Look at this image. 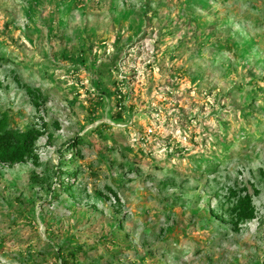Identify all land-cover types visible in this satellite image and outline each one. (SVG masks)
Wrapping results in <instances>:
<instances>
[{
  "label": "rangeland",
  "instance_id": "374dc122",
  "mask_svg": "<svg viewBox=\"0 0 264 264\" xmlns=\"http://www.w3.org/2000/svg\"><path fill=\"white\" fill-rule=\"evenodd\" d=\"M26 1L0 0V57H8L0 61V110L11 108L19 128L39 126L42 117L52 138L37 140V166L29 160L0 167V264H62L60 257L78 246L83 251L68 264H264V127L252 121L250 139L244 145L235 141L229 155L207 149L215 157V172L197 174L185 156L166 148L171 139L187 152L202 150L196 135L205 124L218 127L217 115L251 102L254 85L247 80L253 72L264 78V63H259L264 0H256L257 9L248 12L254 15L251 24L240 17L250 9V0H217L203 8L192 2L201 21L217 24V33L230 29L234 34L240 28L249 52L207 46L198 54L197 47L171 42L174 60L164 53L166 44H153L164 13L175 14L178 0H169L159 17L148 13L139 29L143 0H99L86 12L61 5L57 20L62 23L50 21L48 6L28 19ZM120 33L122 49L111 74L125 81L124 101L133 108L122 122L109 117L112 98L104 95L97 103L100 92L94 84L100 66L107 74L104 64L110 65ZM83 34L106 45L97 51L96 71L60 57L77 49L73 42ZM244 59L251 74L241 67ZM15 78L40 89L44 111L34 110ZM236 85L242 90L232 88ZM100 86L112 90L111 80ZM252 107L264 115L257 103ZM76 137L86 140L70 165L67 144ZM134 159L140 160L137 165ZM167 165H178L179 172ZM68 169L76 170L69 193L61 188ZM246 182L260 189L253 199L255 218L237 232L227 223L206 227L208 208L220 213L218 201L223 202L226 189ZM108 188L117 192L120 205L103 198Z\"/></svg>",
  "mask_w": 264,
  "mask_h": 264
},
{
  "label": "trees",
  "instance_id": "16d2710c",
  "mask_svg": "<svg viewBox=\"0 0 264 264\" xmlns=\"http://www.w3.org/2000/svg\"><path fill=\"white\" fill-rule=\"evenodd\" d=\"M169 0H143L142 12L139 13V21L140 24L137 26V29L143 25V19L148 17V13L153 15L160 16V10L166 9V7H170L168 3ZM217 0H178V4L175 5V14L171 15L165 11L163 16V22L158 32H156V37L154 39V47H157L158 44H166L165 54H169L171 60H174V51L169 48L168 44L175 43L177 46H194L198 49V54H200V50L203 47L211 46L216 51H238L242 50L243 53H248L249 50L247 46L244 47L245 38L242 36L243 32L240 28L236 29L237 33L230 31L227 29L225 33L219 34L217 33V24L213 25V22L201 21L198 18V6L200 8L209 7L216 2ZM28 10L26 12L27 18L31 19V16L34 15L36 17L35 12L42 13L40 11V7H49L48 17L51 18L50 21L57 22L59 13L58 7L62 5L65 8L70 9L71 11L79 10L80 12L89 10V4L98 5L100 3L99 0H27ZM192 2L198 4L196 6ZM252 5L250 9L243 12L244 22H248L249 24L252 19H254V15L248 12L253 11V9H257L255 2L256 0H250ZM169 4V5H168ZM164 7V8H163ZM44 9V8H43ZM164 17L168 18V24L165 25ZM256 18H258L256 16ZM62 23L61 21H58ZM164 23V24H163ZM51 32V31H50ZM80 33V32H78ZM56 34V33H55ZM143 34V33H142ZM236 36H240L242 39V44L238 43L235 40ZM123 37V33L118 35L117 39L114 41V47L116 48V52L112 56V61L110 65L107 63L104 64V68L107 74L103 75V71L100 70L103 66L99 67L96 71V61L100 58V49H105L106 45L102 40L93 41L87 35H80L78 41L73 42V46L78 47L75 50H71L70 52L60 53V57L62 59H66V61H70L73 66H77L79 68L80 64L85 67H90L92 70L96 71V78L94 81L95 86H97L98 95L100 98L97 103L100 105V100L104 95L112 98L113 107L111 111H109V117L114 121H126V115L131 114L133 112V108L130 106H126L125 98L126 93L123 92V86L126 87L125 81H115L112 79V67L115 68L117 59L119 58V50L121 47V38ZM252 40L255 37H250ZM250 42L247 41V44ZM250 49L253 47L252 43L248 46ZM119 52V53H118ZM105 53V51H103ZM244 57V56H243ZM259 63H264V56L260 57ZM1 60H8V57H0ZM248 59H244L241 62V67L243 69L246 68L249 74H251L252 70L249 68ZM89 64V66H87ZM76 68V67H75ZM76 68V69H77ZM171 68L174 71H177V68L174 64H171ZM251 70V71H250ZM230 71L237 72L236 68L230 67ZM181 70L176 72L174 75L175 79L181 75ZM253 72L252 76L247 80L248 83L254 85L253 91L251 90L252 100L251 102L240 108H232L221 115H217V124L218 127H208L205 124L202 132L198 133L200 139V146L202 150L196 151L195 153H190V151H186L188 149H181L180 145L177 144L174 140H169L167 142L166 148L168 153H172L175 149V152L172 155L185 156L190 167L196 170L197 174H203L206 172H215V166L213 165V160L215 159L213 154H209L207 149L211 152L218 151L220 153H224L225 155H229L234 148L235 141H238V145H244L245 141L250 139V126L252 121H256L258 126L264 127V115L260 113L258 109H253V105L257 103V106L264 111V78L261 79ZM105 80H111L112 90L108 87H105L100 90L102 86L100 84H104ZM16 84L23 88L27 96H29L30 104L33 106L34 110L38 113L44 111L46 99L41 93L38 87H31L27 83H20L17 78H15ZM233 89L242 90L240 85H236L232 87ZM100 90V91H99ZM130 92V89H129ZM210 92V91H209ZM93 111V110H92ZM93 118H97L96 111L92 113ZM230 116L236 121V128H233V123L230 120ZM40 118L39 126L30 125L23 128H19L17 126L15 114L12 113V109H4L0 110V167L2 166H13L17 164H23L27 161H31L34 166L38 165V154L36 153L35 144L37 140L46 135L48 139L52 138L51 134L47 132V124L42 117ZM92 119V120H94ZM91 120V121H92ZM187 121V118H186ZM188 124L191 123V119L188 118ZM57 127V124H55ZM98 136L101 140H106V136L101 130H97ZM137 136V134L135 135ZM84 137H76L71 143L67 144V152L72 151L68 158L69 164L73 161L72 155L79 157L80 151L78 149L79 144L84 141ZM139 140H143L142 137H139ZM88 142V141H87ZM176 144V145H175ZM174 147V148H173ZM134 156V155H133ZM184 158V157H183ZM139 159H134L132 161L133 164L137 165ZM207 162V166L205 165ZM59 170L61 169V165L58 166ZM167 170H170L172 173L179 172L178 165H167ZM63 173L58 171V175L61 176ZM261 178L264 181V171L260 169ZM66 180L65 183L61 181L62 190L67 193L72 189L73 183H71L72 177L76 176V170L68 169L65 171ZM67 181V182H66ZM67 183V184H66ZM240 184V185H239ZM109 195H102L105 200L112 201L116 206L121 204V199L117 192L113 191L111 188H108ZM260 194V189L254 184L246 183H237L228 187L226 189V193L223 196V202L218 201V207L220 213L214 211L213 209L208 208V216L210 220H204L206 222V227H212V222L217 224L227 223L231 226L233 232H237L239 230V226L249 220H252L256 216V209L254 205L253 199ZM224 216L226 217V221H224ZM206 219V217H205ZM216 228V227H215ZM209 241L210 238L208 237ZM116 248L118 247L117 245ZM61 247L59 250L61 251ZM84 247L78 246L69 250L65 256H61V263L68 264L70 262H75L78 258L77 255L81 251H83ZM118 249V248H117ZM200 247H197L196 252H199ZM118 251V250H117Z\"/></svg>",
  "mask_w": 264,
  "mask_h": 264
},
{
  "label": "built area",
  "instance_id": "2783aa9c",
  "mask_svg": "<svg viewBox=\"0 0 264 264\" xmlns=\"http://www.w3.org/2000/svg\"><path fill=\"white\" fill-rule=\"evenodd\" d=\"M148 134L152 133V131L150 129L147 130ZM134 140H137V138H135Z\"/></svg>",
  "mask_w": 264,
  "mask_h": 264
}]
</instances>
